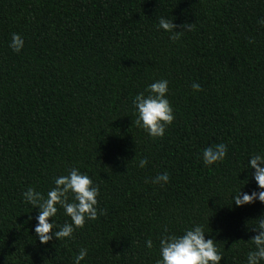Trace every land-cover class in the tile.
<instances>
[{"label": "trees", "instance_id": "obj_1", "mask_svg": "<svg viewBox=\"0 0 264 264\" xmlns=\"http://www.w3.org/2000/svg\"><path fill=\"white\" fill-rule=\"evenodd\" d=\"M160 17L194 28L173 41ZM261 17L264 0H0V264H72L81 248V264H155L163 229L193 224L221 264H245L264 204L237 207L232 196L259 190L245 165L264 153ZM159 79L175 119L153 139L132 99ZM221 142L225 160L204 166L202 149ZM72 167L99 187L105 214L42 244L22 193L46 194ZM165 170L168 184L145 182ZM55 219L70 222L59 208Z\"/></svg>", "mask_w": 264, "mask_h": 264}, {"label": "clouds", "instance_id": "obj_2", "mask_svg": "<svg viewBox=\"0 0 264 264\" xmlns=\"http://www.w3.org/2000/svg\"><path fill=\"white\" fill-rule=\"evenodd\" d=\"M257 23L264 27V17L259 18ZM178 27L183 30L177 31ZM193 28L194 24L185 23L178 26L173 20L164 17H160L158 22V30L169 33V38L173 41L178 40L183 32L192 31ZM24 46V38L13 33L9 42L11 50L20 53ZM191 87L194 92L202 91L199 83H193ZM169 94V81L159 79L147 85L143 92L137 93L132 99L136 115L135 124L153 139L163 138L166 129L174 122V107L168 99ZM227 153V145L221 142L203 148L200 155L204 166L210 167L222 163ZM147 164V158H141L136 166L144 168ZM245 168L259 190L249 193L243 191V188L239 189L232 196L233 205L241 207L257 201L264 204V153L251 154ZM169 180V173L165 170L152 177L150 181L146 179L145 182L163 187L169 183ZM53 184L54 187L50 188L46 194L31 186L22 193L23 200L33 209L38 210L34 217L36 221L34 232L42 244H47L53 239L57 241L72 239L75 229L83 228L86 221L96 220L98 214H105L104 209L98 208L99 187L87 173H82L77 167L69 169L66 175L53 177ZM58 208L63 209V214L70 218V222L68 220L62 224L57 222L55 218ZM29 219L33 217L29 216ZM251 231L254 235H251L248 241L253 248L246 253L245 264H262L264 262V214L255 219ZM206 234L202 224H193L185 228L181 234L170 233L165 227L162 234L158 236L159 258L155 264H221L223 253L214 239H206ZM144 245L151 250L153 240L151 238L145 240ZM87 255L88 250L81 248L74 255L72 264H81Z\"/></svg>", "mask_w": 264, "mask_h": 264}]
</instances>
